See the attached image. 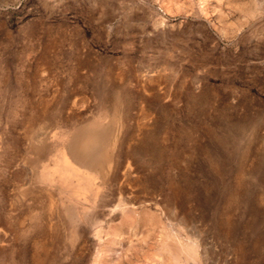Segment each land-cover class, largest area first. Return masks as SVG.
Returning <instances> with one entry per match:
<instances>
[{
	"label": "rangeland",
	"instance_id": "obj_1",
	"mask_svg": "<svg viewBox=\"0 0 264 264\" xmlns=\"http://www.w3.org/2000/svg\"><path fill=\"white\" fill-rule=\"evenodd\" d=\"M0 264H264V0H0Z\"/></svg>",
	"mask_w": 264,
	"mask_h": 264
},
{
	"label": "bare ground",
	"instance_id": "obj_2",
	"mask_svg": "<svg viewBox=\"0 0 264 264\" xmlns=\"http://www.w3.org/2000/svg\"><path fill=\"white\" fill-rule=\"evenodd\" d=\"M96 143L93 138L86 139L80 146H78L79 150L76 149V152L79 153L82 159L87 160H96L98 161L97 150H95Z\"/></svg>",
	"mask_w": 264,
	"mask_h": 264
}]
</instances>
